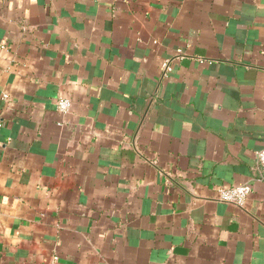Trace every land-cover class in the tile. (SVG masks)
Wrapping results in <instances>:
<instances>
[{
    "label": "crops",
    "instance_id": "crops-1",
    "mask_svg": "<svg viewBox=\"0 0 264 264\" xmlns=\"http://www.w3.org/2000/svg\"><path fill=\"white\" fill-rule=\"evenodd\" d=\"M263 147L264 0H0V264H264Z\"/></svg>",
    "mask_w": 264,
    "mask_h": 264
},
{
    "label": "built area",
    "instance_id": "built-area-1",
    "mask_svg": "<svg viewBox=\"0 0 264 264\" xmlns=\"http://www.w3.org/2000/svg\"><path fill=\"white\" fill-rule=\"evenodd\" d=\"M173 66L168 59H165L161 64L162 74H167L171 72ZM6 97V95H4ZM70 101L67 98L59 97L56 101V108L62 113H66L69 110ZM257 158L262 171L264 172V147L257 151ZM251 192V185L249 183H242L239 185H234L228 188L218 189V198L221 201L231 203L238 207L243 206L249 193Z\"/></svg>",
    "mask_w": 264,
    "mask_h": 264
}]
</instances>
